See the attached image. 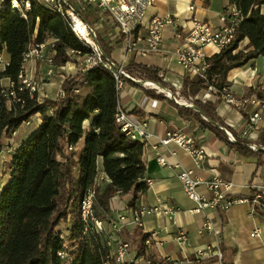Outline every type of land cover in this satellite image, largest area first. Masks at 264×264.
Wrapping results in <instances>:
<instances>
[{
	"label": "trees",
	"instance_id": "1",
	"mask_svg": "<svg viewBox=\"0 0 264 264\" xmlns=\"http://www.w3.org/2000/svg\"><path fill=\"white\" fill-rule=\"evenodd\" d=\"M263 4L264 0H231L243 21L231 46L208 60V75L217 77L220 86L227 83L231 71L264 59V18L254 11ZM246 39L247 49L236 53ZM49 40H57L56 67L71 62L68 51L88 53L63 18L37 3L25 17L11 7L0 13V153L3 139L11 140L33 117L39 115L42 123L28 141L17 147L8 164L9 182L0 194V264H117L110 254L108 235L98 234L92 222H84L82 206L88 194L95 191L93 211L98 222L107 219L110 202L117 194L131 195L129 207H133L149 188L144 181L145 145L132 141L116 124L120 92L113 75L102 66L66 78L63 95L56 100L40 103L37 97L22 93L19 103L9 104L2 94V82L9 80L17 86L27 47ZM5 53L10 61L3 67ZM135 69L162 85L159 70ZM201 90V82L186 80L182 92L195 96ZM258 98L262 99L261 95ZM195 107L200 112L179 109V114L223 135L213 126L220 123L215 108L200 102H195ZM226 143L240 157L255 158L262 165L264 151ZM101 172L104 179L99 182ZM133 239L139 257L145 256L148 237L136 229ZM149 259L151 264H158L155 258Z\"/></svg>",
	"mask_w": 264,
	"mask_h": 264
},
{
	"label": "crops",
	"instance_id": "2",
	"mask_svg": "<svg viewBox=\"0 0 264 264\" xmlns=\"http://www.w3.org/2000/svg\"><path fill=\"white\" fill-rule=\"evenodd\" d=\"M230 6L231 0H155L153 7L146 11L144 26L155 17L164 19L170 16L187 29L192 28V21L196 20L209 25L213 30H218L223 26L220 16ZM191 8L194 11H191ZM254 11L264 17V4L255 7ZM91 23L96 26L102 47L109 51L110 59L117 64L129 70L140 66L159 70L162 85L174 93L183 94L186 80L194 81L188 77L174 57V52L180 44L175 41L171 27L163 32L162 52L142 57L136 54L126 55L122 36L109 14L100 12L98 20H92ZM248 45L249 41L246 39L236 53L244 52ZM205 53L209 58L218 55L214 48H207ZM2 60L5 67L9 64L10 58L5 53ZM23 69L25 75L33 80L51 82L41 86L40 103L60 98L65 79L80 72L78 65L67 63L64 67L56 68L55 79H47L45 64L30 62L25 64ZM227 82L238 99L254 96L260 105L249 106L245 113L234 110L224 103L207 104L215 108L219 124L224 126L238 143L264 148V59L259 58L245 68L231 71ZM9 83V80H4L2 87L8 88ZM119 92L120 109L132 119L142 121L150 134L143 151V162L146 167L144 181L148 182L149 188L133 207H129L131 195L114 197L110 202V214L107 218L119 225L122 217L126 219V223L132 222L134 213L142 209L162 207L169 210L172 213L171 217L164 214L145 215L142 220L141 230L149 241L145 252L147 256L155 258L158 264H264V210L253 212L250 203L246 202L237 204L227 211L211 208L193 215L197 204L186 196L177 178L179 172L173 169L174 165L179 164L184 170L193 172L195 178L205 182L219 178L232 185V190L228 194L230 197L250 201V198L257 194L264 196V161L259 166L255 158L240 157L229 149L226 143L229 140L224 133L219 136L218 133L199 124L196 119H185L179 114V109L182 108L174 106L170 100L153 90L135 87L129 83ZM250 92L254 95L250 96ZM200 94L201 91L195 96L199 97ZM258 95H261L262 99H259ZM153 96L161 98L154 99ZM255 113L260 115V119L248 128L249 115ZM41 124L39 115L24 124L13 136L23 133L17 147L28 141L39 130ZM169 133L191 138L197 147L205 150L208 161L202 170H196L191 157L177 145L173 143L166 147L161 145V140ZM82 145L83 143L80 146ZM17 147L13 149V153ZM159 158H164L168 167L162 168L158 163ZM103 179L104 175L101 172L99 182ZM8 182L9 177L0 186V194ZM198 193L207 202L213 200L205 185L199 187ZM207 221L214 225L215 232L204 238L201 234ZM257 229L260 230L261 236L253 238L252 233ZM135 230L124 226L120 238L122 240L127 238L134 243ZM181 234H186L189 241L183 249L176 241ZM136 254L137 250H131V259Z\"/></svg>",
	"mask_w": 264,
	"mask_h": 264
},
{
	"label": "built area",
	"instance_id": "3",
	"mask_svg": "<svg viewBox=\"0 0 264 264\" xmlns=\"http://www.w3.org/2000/svg\"><path fill=\"white\" fill-rule=\"evenodd\" d=\"M155 0H0V13L7 7L19 11L24 17L25 13L31 9L33 3H37L49 10L50 12L63 18L71 32L75 35L82 46L88 51L86 55H81L73 51H68V56L77 59L79 73H86L100 66L108 70L114 77L118 91L125 84H132L135 87H141L157 92L165 99L170 100L174 106H178L185 110H195V102L203 104H219L224 103L239 112H247L251 105H260V102L253 96L238 99L232 92V88L227 82L220 86L217 77H209L208 60L210 59L205 50L214 48L218 54L229 48L235 39L236 29L243 21V17L238 10L230 6L220 16L223 26L218 30H213L205 23L193 20V26L187 29L185 26L178 24L172 17L168 16L164 19L153 18L147 26H144L146 11L153 7ZM87 10H98L102 13L109 14L116 22L126 55L136 54L142 57L158 55L161 51L163 42V32L166 28L171 27L174 31V39L180 44V47L174 52V57L183 68L185 73L191 80H197L202 83V90L199 97L183 96L179 92L174 93L163 85L149 81L140 74L136 69H127L110 59V56L104 51L98 36L96 26L84 17ZM194 11L193 8L190 9ZM86 31V33H83ZM57 40H49L43 44L32 43L27 47L23 55V66L27 63L34 62L37 64H45L47 66L46 77L52 79L55 75V57ZM2 66L3 60L1 59ZM19 83L16 86L11 83L8 88H3L2 94L11 103H19V94L27 93L31 98L37 97L39 101L40 87L38 83L25 75L24 69L19 74ZM160 87V88H158ZM63 95V93H62ZM260 119L259 114L249 115L248 128L255 125ZM116 124L122 129L127 136L135 142L146 144L150 139V134L146 130V125L139 120L118 110L115 117ZM204 122H209L203 117ZM227 137L229 142L238 144V142L230 135L228 130L219 123H213ZM161 145L166 147L170 144L177 145L184 150L192 159L195 169L202 170L208 161L205 150L197 147L195 141L182 134H167L161 140ZM249 149L258 151L264 148L256 145H247ZM158 163L162 168L168 167V163L164 158H159ZM173 169L179 172L178 181L181 184L186 196L197 204V209L192 214L200 213L207 209L218 208L221 211H227L237 204L250 203L253 212H259L264 209L262 201L264 196L257 194L253 200L246 201L230 197L228 194L232 190L230 183L224 182L219 178L211 181H202L193 176V172L184 170L179 164L173 166ZM201 185H205L212 194L213 200L207 202L200 196L198 189ZM116 196H121L117 194ZM115 196V197H116ZM95 201V191H91L83 202L82 215L86 224L92 222L94 230L98 234H107L110 236L108 247L111 251V257L117 264H151V260L147 256L139 257L138 254L131 259V246L129 243L120 238L124 226L134 229L143 227V217L145 215H160L171 217L169 210L162 207L142 209L135 212L132 222L126 223L124 217L121 223L117 225L114 221L107 218L104 222H98L94 219L93 204ZM124 225V226H123ZM214 231V225L211 221H207L204 226L202 237L206 238ZM215 232V231H214ZM260 230L252 233L253 238H260ZM179 247L182 249L188 245L186 234H181L176 239ZM149 245V241L146 242Z\"/></svg>",
	"mask_w": 264,
	"mask_h": 264
},
{
	"label": "rangeland",
	"instance_id": "4",
	"mask_svg": "<svg viewBox=\"0 0 264 264\" xmlns=\"http://www.w3.org/2000/svg\"><path fill=\"white\" fill-rule=\"evenodd\" d=\"M99 16H100V12L98 10H87L84 13V17L88 21H91V22H92V20H95V21L98 20ZM98 36H99V34H98ZM70 63L77 65L78 62H77V59L75 57H72ZM53 79H55V75H54ZM35 81L38 83L40 89H41V86L51 83L50 81H48V82H45V81L39 82L37 80H35ZM22 137H23V133L20 135H17L16 137H13L11 140L3 139V141H2V151L0 154V186H2L4 184V182L7 181L8 177L10 175L9 169H8V164L10 163V158H11V155L13 153V149L17 147V145L19 144V139H21ZM123 241L130 244L131 250H136V245H135V243L132 242V240H128L127 238H124Z\"/></svg>",
	"mask_w": 264,
	"mask_h": 264
},
{
	"label": "bare ground",
	"instance_id": "5",
	"mask_svg": "<svg viewBox=\"0 0 264 264\" xmlns=\"http://www.w3.org/2000/svg\"><path fill=\"white\" fill-rule=\"evenodd\" d=\"M83 33H86V31H83ZM158 88H160V87H158Z\"/></svg>",
	"mask_w": 264,
	"mask_h": 264
},
{
	"label": "water",
	"instance_id": "6",
	"mask_svg": "<svg viewBox=\"0 0 264 264\" xmlns=\"http://www.w3.org/2000/svg\"><path fill=\"white\" fill-rule=\"evenodd\" d=\"M261 151H264L263 149H261Z\"/></svg>",
	"mask_w": 264,
	"mask_h": 264
}]
</instances>
